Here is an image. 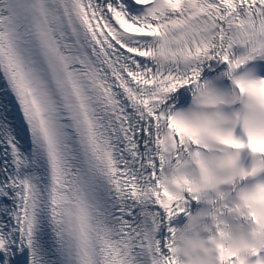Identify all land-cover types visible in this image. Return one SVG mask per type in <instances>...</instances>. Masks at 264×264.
Wrapping results in <instances>:
<instances>
[{
  "label": "snow or ice",
  "instance_id": "obj_1",
  "mask_svg": "<svg viewBox=\"0 0 264 264\" xmlns=\"http://www.w3.org/2000/svg\"><path fill=\"white\" fill-rule=\"evenodd\" d=\"M186 219L264 264V0H0V264H183Z\"/></svg>",
  "mask_w": 264,
  "mask_h": 264
},
{
  "label": "clouds",
  "instance_id": "obj_2",
  "mask_svg": "<svg viewBox=\"0 0 264 264\" xmlns=\"http://www.w3.org/2000/svg\"><path fill=\"white\" fill-rule=\"evenodd\" d=\"M203 205L193 209V216L195 217L198 209ZM241 221L234 216H227L221 222V229L224 236L217 237V241L223 239L225 243L230 239V234H239L241 232ZM185 230L186 235L181 238L178 248L180 259L183 264H204L203 259L198 260L197 257H203V248L210 247L215 241L209 240V234L205 231L204 222L199 224L193 220H185L184 224L179 226Z\"/></svg>",
  "mask_w": 264,
  "mask_h": 264
}]
</instances>
